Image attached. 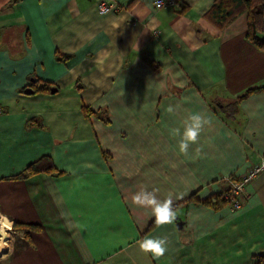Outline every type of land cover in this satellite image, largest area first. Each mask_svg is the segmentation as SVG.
I'll return each mask as SVG.
<instances>
[{
  "label": "crops",
  "instance_id": "0c3cea01",
  "mask_svg": "<svg viewBox=\"0 0 264 264\" xmlns=\"http://www.w3.org/2000/svg\"><path fill=\"white\" fill-rule=\"evenodd\" d=\"M101 1L114 9L100 15ZM155 1L0 0V264L264 255V170L240 210L215 198L223 176L264 160V91L244 97L264 88V51L246 39L247 13L221 28L208 15L216 0ZM193 113L211 123L185 154ZM46 155L59 176L11 178ZM142 188L172 197V224L148 231L155 216L133 201ZM157 237L163 257L141 251Z\"/></svg>",
  "mask_w": 264,
  "mask_h": 264
},
{
  "label": "trees",
  "instance_id": "16d2710c",
  "mask_svg": "<svg viewBox=\"0 0 264 264\" xmlns=\"http://www.w3.org/2000/svg\"><path fill=\"white\" fill-rule=\"evenodd\" d=\"M19 0H12L13 3ZM247 13L248 16V29L246 33V39L264 51V0H216L210 12L208 13L210 20L219 27L223 28L226 24H229L239 15ZM41 89L45 88L43 85ZM264 91V88L250 89L244 96H248L253 92ZM93 111L90 108H84V114L90 116ZM48 173L53 176H59L62 172L58 171L54 165L52 158L48 155L41 157L39 160L31 163L20 174L11 177L12 179H24L35 174ZM216 200L227 204L223 195H216ZM209 203V202H208ZM210 204V203H209ZM158 224L155 219L150 224L148 231L155 228ZM15 227L35 228V225L15 224ZM254 264H264V255H260L256 258Z\"/></svg>",
  "mask_w": 264,
  "mask_h": 264
},
{
  "label": "clouds",
  "instance_id": "9594fccd",
  "mask_svg": "<svg viewBox=\"0 0 264 264\" xmlns=\"http://www.w3.org/2000/svg\"><path fill=\"white\" fill-rule=\"evenodd\" d=\"M167 111L169 113L175 112V107L169 105ZM211 121L204 115V113L190 114L184 121V131L180 139L179 148L182 153L187 154L190 145L198 142L204 127L209 125ZM173 133L177 136L180 135L179 129H173ZM158 189L148 191L146 188H142L135 193L133 201L142 207H149L155 216V222L158 225L172 224L176 219V211L173 205V199L171 196L164 200L157 198L156 193ZM167 238H145L143 239L139 247L141 251L146 254H151L154 257H163L167 251Z\"/></svg>",
  "mask_w": 264,
  "mask_h": 264
},
{
  "label": "built area",
  "instance_id": "2783aa9c",
  "mask_svg": "<svg viewBox=\"0 0 264 264\" xmlns=\"http://www.w3.org/2000/svg\"><path fill=\"white\" fill-rule=\"evenodd\" d=\"M177 4L176 0H156L155 7L160 9L166 5L174 7ZM114 9V5L109 4L106 1H101L98 4V12L100 15H105ZM2 105L0 103V113H2ZM264 170V160L251 168L246 174L241 175L239 178L233 175L223 176V180L230 183L229 188L223 191L222 195L227 201V204L232 212L238 211L243 207V199L246 198L248 185L250 182L258 176L260 172Z\"/></svg>",
  "mask_w": 264,
  "mask_h": 264
}]
</instances>
